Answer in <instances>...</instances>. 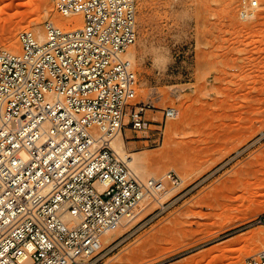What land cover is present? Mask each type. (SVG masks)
I'll use <instances>...</instances> for the list:
<instances>
[{
    "label": "rangeland",
    "instance_id": "374dc122",
    "mask_svg": "<svg viewBox=\"0 0 264 264\" xmlns=\"http://www.w3.org/2000/svg\"><path fill=\"white\" fill-rule=\"evenodd\" d=\"M54 2L0 0V48L20 50L22 30L45 36L66 17ZM239 2L137 0L136 101L155 108L126 146L147 178L173 170L182 182L161 193V212L146 199L110 233L100 264H245L264 248V225L248 224L264 212V0L250 20Z\"/></svg>",
    "mask_w": 264,
    "mask_h": 264
},
{
    "label": "built area",
    "instance_id": "2783aa9c",
    "mask_svg": "<svg viewBox=\"0 0 264 264\" xmlns=\"http://www.w3.org/2000/svg\"><path fill=\"white\" fill-rule=\"evenodd\" d=\"M238 4L243 20L261 5ZM54 7L81 14L82 24L48 21L43 42L26 29L20 50L0 48V264H100L105 235L182 182L173 170L141 178L113 146L119 132L147 131L155 108L136 101L137 73L125 56L138 37L137 0ZM248 224L264 225V212ZM245 264H264V248Z\"/></svg>",
    "mask_w": 264,
    "mask_h": 264
},
{
    "label": "bare ground",
    "instance_id": "6f19581e",
    "mask_svg": "<svg viewBox=\"0 0 264 264\" xmlns=\"http://www.w3.org/2000/svg\"><path fill=\"white\" fill-rule=\"evenodd\" d=\"M54 22L60 26V27H69V25L74 24L76 26H80L82 24V15L81 14H74V15H70V16H66V17H57L55 18ZM36 30H39V24L40 21H37L36 23ZM31 29H28V31ZM38 39L43 42L45 40V36L44 33L39 32L38 33ZM131 62L135 59V53L134 51H128L127 54L125 55ZM113 146L115 147V149L121 154V156L125 159H127V161L129 162L130 167L135 171L136 174H138L141 178L145 179L146 176H148V172H146V164L144 159H142L139 155H137L136 153H130L127 150V146H126V139H125V133L124 132H119L113 139ZM148 174V175H147ZM147 178V177H146ZM166 192V191H165ZM165 195V194H163ZM161 198L162 196H160V200H158V202H161ZM146 199H144L133 211L132 213L127 216L123 222L122 225L124 224V222H128L131 219L133 220L134 217L138 214H140L142 211H144L146 209V203H145ZM148 201V200H147ZM151 201V199L148 201V203ZM147 203V204H148ZM151 206V204H150ZM142 214V213H141ZM140 214V215H141ZM136 218V217H135ZM139 219V217H138ZM137 220V219H136ZM128 224V223H127ZM126 227V226H125ZM119 228L121 229V227L119 226ZM124 229V227H123ZM121 229V230H123ZM115 232V231H114ZM112 233V232H111ZM115 234V233H114ZM110 237L111 238V234L108 233L106 235V237H104V239ZM104 242H107L106 240ZM103 242V244H104Z\"/></svg>",
    "mask_w": 264,
    "mask_h": 264
}]
</instances>
